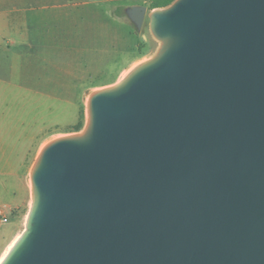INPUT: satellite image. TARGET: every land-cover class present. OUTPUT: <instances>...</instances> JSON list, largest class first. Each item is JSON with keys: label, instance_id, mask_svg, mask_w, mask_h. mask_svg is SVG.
<instances>
[{"label": "water", "instance_id": "water-1", "mask_svg": "<svg viewBox=\"0 0 264 264\" xmlns=\"http://www.w3.org/2000/svg\"><path fill=\"white\" fill-rule=\"evenodd\" d=\"M151 30L164 62L46 151L12 264H264V0H176Z\"/></svg>", "mask_w": 264, "mask_h": 264}, {"label": "rangeland", "instance_id": "rangeland-1", "mask_svg": "<svg viewBox=\"0 0 264 264\" xmlns=\"http://www.w3.org/2000/svg\"><path fill=\"white\" fill-rule=\"evenodd\" d=\"M44 1L0 0V10L9 12L35 5L36 12L25 15L26 34L50 36V45L58 47L49 48L40 39L24 52L0 51L3 77L18 84L0 88V111L12 114L11 132L0 133V207L8 216L7 223L0 224V253L16 228L23 229L30 202L29 173L40 149L77 133L74 127L81 113L85 124L89 96L114 86L156 54L160 41L151 30V15L167 10L149 11L144 0H58L57 7L38 6ZM142 2L147 15L137 30L126 9Z\"/></svg>", "mask_w": 264, "mask_h": 264}, {"label": "bare ground", "instance_id": "bare-ground-1", "mask_svg": "<svg viewBox=\"0 0 264 264\" xmlns=\"http://www.w3.org/2000/svg\"><path fill=\"white\" fill-rule=\"evenodd\" d=\"M160 41V47L158 48L156 54L149 60H144L133 68L114 86L100 89L92 93L86 103L85 108V124L81 131L72 134L59 137L51 142L45 144L36 156L35 162L29 173V190H30V202L27 210V214L24 219L23 229L19 235L13 240V242L8 246L3 256L0 258V264H12L19 256H21L25 251H27L31 244V232L33 228L32 219L34 215L40 210L42 196L37 189L34 178L36 174L41 171L44 166V156L46 151L54 144L57 143H69L75 146L84 145L90 138L92 132V116H93V106L92 100L95 97L101 96L104 98H115L128 92L134 83L135 78L144 70L153 69L164 62L167 55L172 50L175 45L174 38L168 36L162 38Z\"/></svg>", "mask_w": 264, "mask_h": 264}, {"label": "crops", "instance_id": "crops-1", "mask_svg": "<svg viewBox=\"0 0 264 264\" xmlns=\"http://www.w3.org/2000/svg\"><path fill=\"white\" fill-rule=\"evenodd\" d=\"M148 3H150V0H144ZM45 2V3H44ZM43 3L39 4L38 6L42 7H47V6H52V7H57L60 5L58 0H45ZM146 3H135L132 4L131 6H145ZM35 6V5H34ZM31 6L30 8H25V10L19 11L18 9H15L13 11H3L0 10V51L1 49H5L6 51H16L17 49L19 51L24 52L23 50L28 48L30 44L32 45L39 44L40 41H44V43H47V47L51 48H58L56 45H50V36H42L40 33L38 35H33L30 36L28 33L26 34V31L28 30V20L25 19V15L31 12V15H33L34 12H36L35 7ZM33 20L31 21L32 24ZM34 23V22H33ZM42 24L41 21H38V24ZM33 29V25H31ZM31 33V32H30ZM42 39V40H40ZM47 40V41H46ZM3 72L2 68L0 65V88L5 86V87H15L18 86L17 82H15L13 79L6 77H3ZM11 119H12V114L10 111H0V133H10L12 130L11 126ZM2 191L1 188V182H0V192ZM1 199V195H0ZM23 225V223H22ZM22 229V228H21ZM21 229L18 230L16 228L15 232L13 235L10 237L7 245L1 251L0 253V258L3 256L5 253L6 249L8 246L13 242V240L19 235L21 232Z\"/></svg>", "mask_w": 264, "mask_h": 264}, {"label": "trees", "instance_id": "trees-1", "mask_svg": "<svg viewBox=\"0 0 264 264\" xmlns=\"http://www.w3.org/2000/svg\"><path fill=\"white\" fill-rule=\"evenodd\" d=\"M174 1L176 0H150L149 3V11H153L156 9H165L169 7ZM117 11H121V8H117ZM83 120L84 116L83 113H81L79 117V121L77 122V125L74 127V132H79L83 128Z\"/></svg>", "mask_w": 264, "mask_h": 264}, {"label": "built area", "instance_id": "built-area-1", "mask_svg": "<svg viewBox=\"0 0 264 264\" xmlns=\"http://www.w3.org/2000/svg\"><path fill=\"white\" fill-rule=\"evenodd\" d=\"M8 221V216L6 214V211L0 207V224H6Z\"/></svg>", "mask_w": 264, "mask_h": 264}]
</instances>
